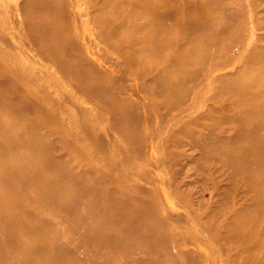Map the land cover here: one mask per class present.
Wrapping results in <instances>:
<instances>
[{"label":"rangeland","instance_id":"obj_1","mask_svg":"<svg viewBox=\"0 0 264 264\" xmlns=\"http://www.w3.org/2000/svg\"><path fill=\"white\" fill-rule=\"evenodd\" d=\"M241 1L245 5L236 7L243 10L244 16L235 18L232 25L239 34L237 41L227 51L232 57L231 65L222 70L205 71L204 75L201 72V84L197 79L193 82L194 86L183 89L179 97L182 100L187 97L189 105L183 113H177L178 109L164 110L163 100L171 102L173 98L156 95L149 74L142 78L135 74L133 68H125V59L117 47L101 37L97 24L92 21L87 23L90 17L86 2L66 0L63 7L67 17L63 15V8L56 5L58 14L55 23L68 27L63 37H75V23L82 18L83 23H80L85 27L91 48L89 52L83 51L82 55L87 59H96L97 65L99 61L102 63L98 65L99 68L109 75L105 83L115 84L134 101L140 102L138 112L130 115L131 121L126 125L117 124L99 99L80 87L77 77L90 73L88 69L76 75L67 74L46 54L47 48L59 56L76 52L75 49L58 46L56 40L41 43V38L51 35L52 31L48 29L38 32L31 30L33 17L34 20L48 21L52 17V10L36 11L28 19L26 0H0V76L6 75L4 84L0 86V264H62L59 257H47L48 250L43 248L44 236L49 241L59 237L61 242L70 246L73 254L95 258L87 264H100L102 260L124 264L130 259L118 250H111L109 241L95 244L80 243L74 239L68 229L70 219H67L66 212L34 197L30 185L41 181L49 185L53 184L50 182H57L60 191L67 189L76 192L80 201L77 205L88 211L94 210L93 201L101 196L98 188L103 192L105 187L121 190L135 184L152 191L162 202L158 206L157 216L163 219L168 228L166 232L172 235L180 248L195 253H205V249H208L214 264H253L255 256H261L264 260V215L255 217L258 223L255 233L246 225L250 229L246 239L230 238L228 234L233 227L236 228V218L241 220L249 215L248 209L242 215L240 208L252 204L253 191L245 194L241 176L232 175L233 170L221 166L219 160L207 158L205 153L208 149L187 142L188 136L180 137L184 133L174 134L178 130L176 123L179 119L192 121L195 130L201 131L206 127L219 130L224 126L226 132L235 134L234 128L239 119H222L216 110L219 109L220 113L223 111L221 108L227 106L224 113L230 112V109L235 113L240 112L232 105L236 95L227 96L226 90L217 88L211 77L218 72L242 68L241 72H247L243 81L248 82L257 75L256 71L260 72L258 67L252 69L248 60L245 63L236 60L249 52L250 44L258 47L264 43V29H257L255 22L261 20L262 16L249 10V0ZM259 5L264 7V1H259ZM79 9L82 13L80 18L73 14ZM179 36L183 37L181 33L177 34ZM184 40L190 45L188 47L201 44L199 40ZM240 40L245 42L242 48L238 43ZM253 52L250 51L251 54ZM192 58L195 59V56ZM161 60L160 68H168L165 60ZM180 72L171 71V77L184 74ZM91 84L93 82L88 80L87 85ZM19 90L21 93H18ZM116 91L121 96L120 90ZM32 99L39 108L25 105L27 100ZM22 106L26 108L23 110ZM211 106H215L214 113L209 110ZM147 115L150 116V123L146 120ZM246 115L250 121L264 119L260 113ZM197 117H201L200 122H193ZM131 130L136 138L142 134L146 141L139 146L130 144ZM95 135H99L101 141H95ZM218 156L225 157L224 154ZM65 169L69 170V179L97 187L76 190L74 182L64 178V173H61ZM133 172L147 173L149 178L131 175ZM27 174L34 178L29 185H20V177ZM135 196L143 198L144 195L137 190ZM16 205H22L23 210L15 212ZM9 212L17 215L23 223L38 224L40 231L26 234L24 225L17 224L14 230L18 235L11 236L8 232L6 236L2 215L8 214L10 217ZM203 228L212 231L213 236L206 235ZM117 230L114 227L107 231ZM195 236L201 238L200 247L185 239ZM257 241L259 244H256ZM133 256L136 258L140 253ZM210 259L204 258L202 264H209ZM167 260L168 263L173 262V259Z\"/></svg>","mask_w":264,"mask_h":264},{"label":"bare ground","instance_id":"obj_2","mask_svg":"<svg viewBox=\"0 0 264 264\" xmlns=\"http://www.w3.org/2000/svg\"><path fill=\"white\" fill-rule=\"evenodd\" d=\"M68 1L70 2V0ZM75 1L78 3L82 0ZM259 1L264 0H249L247 6L251 12L262 16L261 20L258 19L255 22L257 29H264V7L259 5ZM65 2L66 0H26L25 8L28 19L36 11L52 10V17L48 21L34 20L33 17L32 23H30L31 30L34 32H38L40 29L52 31L53 34L51 33L49 37L40 39L41 43L56 40L58 46L75 49L76 52L72 51L59 56L47 48L46 54L67 74L76 75L88 69L90 73L77 77L80 87L99 99L102 107L115 118L117 124L128 125L131 121L130 115H135L136 111L138 112L140 102L134 101L131 96L127 95V92H123V89L115 84L105 83L104 81L108 79L109 75L99 68L102 63L99 61L98 66L96 59H87L82 55L83 51L89 52L91 48L88 45L85 27L81 24L83 20L79 17L82 14L80 9L76 13L72 11L74 16L80 18L81 22L75 23L76 36L63 37L68 31V27L56 24L55 20L58 14L56 5L63 8V15L67 17L63 7ZM83 2L88 5L87 15L90 19L87 23L92 21L97 24L101 29V37L107 43L117 47L125 59L123 62L125 68L127 66L133 68L135 74L142 78L149 74L152 77L151 82L155 85L156 95L173 98L171 102L163 100L164 110L169 112L178 109L177 113H183L189 107L186 102L187 97H184L183 100L180 99V92L186 87L194 86L193 82L197 79H200L201 84L203 82L200 78L201 72V75H204L205 71L222 70L231 65L232 57L227 54V51L232 43L237 41L236 37L239 34L232 27L233 20L244 16L243 10H239L236 5H245V2L241 0H83ZM242 30L243 27L240 32ZM178 33H181L188 41L199 40L201 44L197 47H188L190 45L185 42L183 37H177ZM238 43L241 48L245 44L243 40ZM220 44L223 47L220 48ZM219 48L220 50H218ZM248 48L249 52L245 56L237 57L236 60L243 63L248 60L252 69L258 67L260 72L256 71L257 75L250 81H243L247 72H241L242 68L218 72L211 77L212 83L219 89H225L227 96L236 95L232 105L241 110L240 112L235 113L232 112L233 109H230V112L224 113L228 109L227 106L221 108L223 111L220 113L219 109L216 110L217 115L222 119H239L234 128L235 134L231 135L226 132L224 126L219 127V130L213 127H206L201 131L195 130L192 121H184V119H179L176 123L178 130L174 131V134L182 135L184 133L180 137L188 136L187 142L208 149L205 156L212 160H219L221 166L233 170L232 175L241 176L242 191L245 194L253 191L252 204L240 208L242 215V212H246L247 209L250 212L249 215L242 217V221L236 218V228L233 227L228 233L231 235L230 238L237 239H246V234L250 231L248 225L255 233V230L258 229L255 217L264 215V119L250 121L246 115L250 113L264 115V79L262 78L264 75V43L258 47L250 44ZM170 50H173L174 53H167ZM251 50H254L252 54ZM192 56H195V59ZM161 59L165 60L168 68H160L163 63ZM211 64L214 66H210ZM196 65L197 67H195ZM170 70L181 71L180 73L184 74L172 78ZM5 78L6 75L0 76V86L4 84ZM88 80H91L93 84L87 85ZM116 90H120L121 96ZM18 93L21 91L19 90ZM34 102L33 99L27 100L25 105L28 108L35 107ZM25 108L22 106L23 110ZM214 108L215 106H211L209 110L214 113ZM19 110L21 111L20 108ZM149 117L147 115L146 120L150 123ZM200 118L197 117V120L193 122H198ZM147 125L149 124L147 123ZM94 137L95 141H101L99 135ZM145 141L146 137L142 134L136 138L133 130L129 132L130 144L139 146ZM218 154H224L225 157L220 158ZM68 172V169L61 171L64 173V178L69 179L70 173ZM134 174L142 179L149 178L147 173L133 172L131 175ZM32 178L34 177L28 174L23 175L20 177L19 183L20 185L23 183L29 185ZM72 181L76 190L97 187L74 178ZM50 184L41 181L34 186L30 185L34 190V197L51 203L59 210L66 212L67 219H70L68 229L72 232L71 236L74 239L80 243L92 242L95 244L109 241L112 245L109 247L111 250H118L130 257V261L127 260L124 264H202L204 258H211L208 249H205V253L201 251L195 253L196 251L185 250L178 246L172 235L166 232L168 228L163 219L157 216L158 206L162 202L148 189H143L135 184L121 190H116L115 187H105L103 192L98 188L97 192L101 196L93 201L94 210L88 211L77 205L80 201H78L76 192L73 193L67 189L60 191L57 182H50ZM220 187L223 185L220 184ZM137 190L141 195H144L143 198L135 196ZM169 205L171 204L169 203ZM249 208L253 209L249 210ZM19 210H23L22 205L14 206L15 212ZM11 212H9L10 217L8 214L2 215L6 236L8 232L11 233V236L17 234L14 230L17 224L24 225L26 234L31 231L33 233L40 231L41 227L38 224L23 223L18 220L17 215L11 214ZM249 216L251 217L248 219ZM114 227L118 230L107 231ZM203 231L206 235L213 236L212 231L206 228H203ZM46 237H43V248L48 250L47 257L49 258L59 257L62 264L70 262L87 264L88 261L95 260V258L86 255L73 254L70 246L61 242L59 237H56L55 241H49ZM48 237H50L49 234ZM185 239L200 247L201 238L195 236L194 241L188 237ZM258 242L256 244H259ZM137 252L140 253V256L133 258ZM262 258L255 256L256 261L253 264H264ZM167 259H173V262L168 263ZM96 261L99 260L96 259ZM100 264L111 263L108 260H102ZM209 264H214V261L210 259Z\"/></svg>","mask_w":264,"mask_h":264}]
</instances>
